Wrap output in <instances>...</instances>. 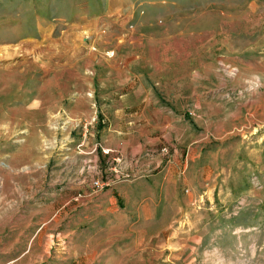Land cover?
<instances>
[{"label": "rangeland", "instance_id": "374dc122", "mask_svg": "<svg viewBox=\"0 0 264 264\" xmlns=\"http://www.w3.org/2000/svg\"><path fill=\"white\" fill-rule=\"evenodd\" d=\"M31 2L37 39L0 0V215L17 256L32 243L17 264H264V0ZM115 45L174 118L169 143L128 153L158 157L148 171L107 147Z\"/></svg>", "mask_w": 264, "mask_h": 264}, {"label": "crops", "instance_id": "0c3cea01", "mask_svg": "<svg viewBox=\"0 0 264 264\" xmlns=\"http://www.w3.org/2000/svg\"><path fill=\"white\" fill-rule=\"evenodd\" d=\"M31 1L32 0L24 1L25 4H23L22 0H17V5L15 6L17 9V19L13 21V25L18 29H24L25 27L29 29V35L31 36H24V38L37 39L38 36L35 35L41 31V24L44 20H41L42 17H40L37 12L32 13V10H36V5H33ZM140 1L141 0H103V2L99 3L96 0L91 7L105 8L107 11L110 10V8L128 9L135 8ZM160 2L166 5L169 3V0H160ZM5 8L6 5L0 4V10H4ZM23 9H25V12H23ZM24 14L25 17L23 18ZM103 44L102 46H106L108 49L110 48L107 41L103 42ZM128 48V46H124L123 48L117 45L113 46L112 50H118L113 59H108L103 54H99V66L104 72H108L107 75L110 76V78L108 81L101 82L98 87L113 90V93H110V97L108 99H111L113 103L116 101L120 104L119 107H117L118 111L115 114L117 122L116 127H113L110 144L107 145V147H109V150H113L118 154H121L123 160L126 162L124 165L127 167L126 170L135 169L139 172L143 170L148 171V169L159 167L160 162L158 157L151 160L149 159V165H146L148 162L146 164L140 162L139 165L138 163L129 164L128 153L149 151L157 152L161 145H164L167 142L169 143V141H165L166 133L168 132L165 126L169 125L170 129L173 130L174 118L170 113L168 114L165 109L161 111L160 103L158 101L154 102L147 97V89L150 85H148V82L145 78H143V76L145 77V75H148L147 73H149V71H146L143 68L144 66H140V63L144 65V62L142 61L146 58L144 59L143 56L137 57L134 55L123 58L121 55L125 54L129 50ZM95 58L98 59L97 57ZM121 58H123V61H120ZM134 58L138 59L139 62L135 64ZM121 66H123L124 72L118 73L122 71ZM137 66L141 67L139 71L142 72V75L133 80L131 78L125 79L128 76L127 72H131L133 68ZM125 70H127V72H125ZM144 73L146 74L144 75ZM123 88L125 89V92L121 91L119 94L118 90H123ZM146 101L153 104L151 105V110L148 112L145 110V104H147L145 103ZM31 103H38V101H32ZM113 112L114 109L112 110V114ZM9 120H16V118L13 117ZM135 158L136 156L134 154L130 160H135ZM176 160L177 156H175L174 163L177 162ZM172 165L175 164L169 165L167 172H171V169L173 168ZM149 215L153 216L154 214ZM3 217L4 216L0 215V264H17L29 253L32 243H28L25 250L17 256V222L11 221L10 223H6V219L1 222Z\"/></svg>", "mask_w": 264, "mask_h": 264}, {"label": "built area", "instance_id": "2783aa9c", "mask_svg": "<svg viewBox=\"0 0 264 264\" xmlns=\"http://www.w3.org/2000/svg\"><path fill=\"white\" fill-rule=\"evenodd\" d=\"M95 186H96L97 188H100V187H101L100 183H95Z\"/></svg>", "mask_w": 264, "mask_h": 264}]
</instances>
